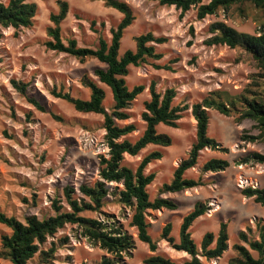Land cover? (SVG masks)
Listing matches in <instances>:
<instances>
[{"label":"rangeland","instance_id":"rangeland-1","mask_svg":"<svg viewBox=\"0 0 264 264\" xmlns=\"http://www.w3.org/2000/svg\"><path fill=\"white\" fill-rule=\"evenodd\" d=\"M34 3L37 12L30 28H22L16 33L8 28L0 36V213L14 217L24 223V218L35 215L39 219L55 214L54 200L61 211H68L63 190L70 187L73 198L80 200L78 188L81 184L92 185L99 180L100 157H107L108 149L104 143L101 128L102 117L82 114L64 101L51 96V90H60L75 98H88L79 80L86 74L93 76V69L104 68L96 60L80 63L65 53H57L44 47L49 40L46 29L51 26L49 15L57 12V1H65L68 12L60 23L62 41L75 40L78 47L94 49L98 33L109 40L110 28H114L121 15L106 8L100 1L93 0H27ZM128 4L134 20L124 31L120 41L119 54L134 50V38L152 33L163 36L167 42L157 45L156 51L162 58L158 65L171 63L172 71L155 70L149 64L129 67L125 83L128 89L142 85L144 91L133 101L128 112L130 119L120 124L133 123L136 130L127 136L135 141L144 129L140 119L143 103L149 99L148 87L151 82L155 90L162 93L173 88V104L199 102L213 91H223L229 95L240 94L257 74V70L238 49L226 46L204 45L211 34L208 26L222 22L238 32L257 34L264 23L262 13L248 4L219 10L215 15L202 20L196 18V8H190L179 19V11L173 7L160 6L154 0H119ZM6 3L7 0H0ZM11 80L27 84L26 95L34 98L44 111L35 109L27 99L17 93L10 84ZM103 87V86H102ZM104 106L109 107L111 95L107 88ZM207 134L214 138L220 148L227 152L205 149L200 152L197 165L185 173L187 178L198 179L203 185L179 193L159 194L162 184L172 178L173 170L182 159L187 157L195 138V121L189 111L185 112L175 128L157 126L159 133L170 136L169 147L148 145L136 156L124 155L122 165L135 170L141 158L153 150L162 151V158L147 165L145 174L154 173L153 182L146 188L149 199L157 196L173 200L177 204L174 211H148L146 220L148 233L157 243L155 252L138 241L136 231L129 226L132 210L117 201L115 195H108L102 208L95 212H82L86 218L96 219L106 225H113L132 237L133 245L123 254L117 264H144L150 255H162L175 264H184L190 256L172 248L160 239L162 228L171 225L169 236L178 242L179 225L182 218L200 202L206 206L204 215L196 219L189 228L191 239L198 246L205 233L216 235L220 222L227 224V250L218 259L199 258L200 264H229L235 255L233 244H241L238 233L250 228V237L256 238L255 224L264 223V207L255 204L252 198L243 197V188L264 190V164L236 165L235 161L249 153L264 154V142L241 137L256 136L258 130L254 122L244 120L237 124L233 117L209 111ZM57 116L61 121L53 119ZM211 158L228 161L229 167L218 173H200V166ZM109 191L121 188L119 184H108ZM10 230L0 224V237ZM39 251L27 264H97L106 256L98 246L92 244L81 234L77 225H65L47 237L38 246ZM52 257L42 255L48 252ZM0 264H10L0 258Z\"/></svg>","mask_w":264,"mask_h":264},{"label":"trees","instance_id":"trees-1","mask_svg":"<svg viewBox=\"0 0 264 264\" xmlns=\"http://www.w3.org/2000/svg\"><path fill=\"white\" fill-rule=\"evenodd\" d=\"M102 2L103 6L115 10L121 15V19L114 28H110L109 40L98 33L97 45L94 49L78 47L75 40L62 41L60 23L65 19L68 5L65 1H57V12L49 15L51 26L46 29L49 40L45 41L47 50L57 53H65L80 63L86 60H96L104 65V68L93 69L96 80L84 74L79 82L87 90L88 98H75L60 90H51V96L60 99L70 105L74 111L82 114H94L102 117L101 128L104 131L103 140L108 149L107 157H100L99 180L92 185L81 184L78 191L82 198H73V190L65 187L63 195L69 208L61 211V206L54 200L52 208L53 216L39 219L35 215L24 218V223L14 217H7L0 213V224L10 230L8 235L0 237V258L10 264H27L39 251L38 246L43 244L47 237L53 236L57 230L65 225H77L81 234L92 244L103 250L106 256L102 257L97 264H117L123 254L132 248V237L125 231L113 225H106L96 219L81 216L82 212H95L102 208L108 195H115L117 201L130 208L129 226L136 231L138 241L147 245L150 252H155L157 243L148 233L149 224L146 220L148 211L177 209V204L168 198L160 196L150 200L146 188L153 182L154 173L145 174L144 170L150 163L162 158V151L153 150L144 155L136 169L133 171L122 165L124 155L136 156L148 145L169 147L172 140L169 135L159 133L158 125L175 128L177 122L185 112L189 111L195 121V138L192 142L187 157L182 159L173 170L172 178L159 188V194L179 193L185 190L202 186L198 179L187 178L185 173L197 165L199 154L205 149L211 151L227 152L226 148H220L218 142L208 136L209 111H215L225 117H233L234 122L239 124L244 120H251L258 130L256 136H242L241 140L248 142H264V23L257 34L251 35L238 32L222 22H214L208 26L211 34L204 40V45L226 46L229 49L242 51L247 59L252 62L257 70L252 83L240 94L229 95L223 91H213L202 98L199 102L188 106L187 104H173L175 90L165 89L162 93L155 90L154 82L148 87L149 99L143 103V111L140 119L144 123V129L140 136L133 142L127 136L136 130L133 123L120 124L130 119V109L133 101L144 91L142 85L128 89L125 77L129 67H138L149 64L155 70L172 71L171 63L158 65L155 62L162 58V54L156 51L157 45H163L167 38L154 36L148 32L134 38V50H126L119 54L120 41L124 31L132 24L134 16L128 4L119 0H93ZM160 6L173 7L179 11L181 19L190 8H196L197 20L206 16L215 15L219 10H228L231 7L248 4L262 13L264 19V0H154ZM37 7L27 0H7L0 2V36L1 31L11 28L15 33L22 28H30L34 23ZM11 87L38 111L44 108L32 97L26 95L27 84L17 80L10 81ZM107 88L111 95L108 108L104 106ZM53 119L61 121L57 116ZM264 164V154L252 152L235 161L236 165ZM229 167L226 160L211 158L200 166V173H218ZM119 184L121 188L109 191L108 184ZM246 198H252L255 204L264 207V190L260 188L246 187L240 191ZM206 206L197 202L181 220L178 231V242L174 243L169 236L171 225L166 224L160 234V239L165 240L173 249L182 251L190 256V260L184 264H200L199 258L206 260L218 259L227 250L228 234L227 224L220 222L216 235L205 233L197 246L190 237L189 228L192 223L204 215ZM256 238L250 237V228L247 233H238L241 244H233L232 250L235 255L231 257L229 264H264V223L260 220L255 224ZM48 252L42 255L52 257ZM144 264H175L170 259L154 254L144 259Z\"/></svg>","mask_w":264,"mask_h":264}]
</instances>
